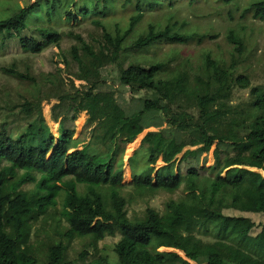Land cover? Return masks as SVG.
<instances>
[{"label":"trees","instance_id":"16d2710c","mask_svg":"<svg viewBox=\"0 0 264 264\" xmlns=\"http://www.w3.org/2000/svg\"><path fill=\"white\" fill-rule=\"evenodd\" d=\"M234 1L139 0L126 28L115 25L114 31L103 19L114 12L115 0H37L0 19V45L18 38L21 49L32 54L52 44L61 47L63 34L54 24L91 21L102 32L95 44L70 30L74 42L61 54L71 89L58 77L44 96L41 91L32 93L36 101L23 104L30 117L26 127L11 133L7 122L1 125L0 264L84 263L87 249L76 258L70 256L74 239L85 238L86 247L97 249L101 240L117 235L115 256L100 253L87 264H264V227L256 232L259 223L250 216H264V175L250 168L259 164L264 171V84L252 86L249 74L239 71L240 64L253 54L246 30L229 27L226 37L233 47L228 57L207 50L198 62H188L189 69L170 78L162 76L167 73L163 61L147 65L136 58L125 65L130 48L163 42L202 43L219 36L207 31L185 32L189 21L169 15L166 21L150 22L131 37L145 13L173 8L178 2L194 8L199 4L201 11L206 7L215 10L216 5L220 13V2L229 5ZM247 13L264 20V0L250 3L244 9ZM30 25L37 34L23 35ZM111 64L119 71L121 88L116 90L102 86L106 84L103 69ZM3 70L19 80H35L15 64ZM75 79L87 88L85 97L78 94L81 88ZM236 88H251L249 97L233 103ZM128 90L146 91L130 111L116 96L117 91ZM51 97L59 100L55 108L73 110L60 121L58 136L39 102ZM82 112L88 115L89 141L112 145L106 155L91 152L89 141H81L83 147L78 148L81 142L74 141V129L64 125L66 120H77ZM54 118L58 120L59 115ZM203 118H207L204 126L190 124ZM152 126L161 128L147 132L142 140L147 144L149 166L134 175L132 184L139 193L165 191L172 196L163 210L149 206L141 215L131 217L127 209L130 200L124 193V166L115 162L122 145L134 142ZM214 144L215 163L208 168L212 173L201 174L193 165L182 172V164L198 160ZM159 159L163 164L157 168ZM31 181L34 185L26 188ZM79 184L85 189H79ZM58 195L66 226L59 231L61 238H49L42 250L35 244L33 228L53 214Z\"/></svg>","mask_w":264,"mask_h":264},{"label":"rangeland","instance_id":"374dc122","mask_svg":"<svg viewBox=\"0 0 264 264\" xmlns=\"http://www.w3.org/2000/svg\"><path fill=\"white\" fill-rule=\"evenodd\" d=\"M37 0H0V19H6L11 17L15 13L19 12L21 8H27ZM94 2V0H76ZM91 1V2H90ZM139 0H115L114 12L108 17L103 19L105 25H108L111 31L115 30V25L121 28H126L130 21V17L137 12L136 6ZM254 0H237L229 5H223V2L218 4L220 13L212 8L206 7L202 11L200 5L190 6L187 3L178 2L173 8L165 7L156 12L153 11L145 13L142 21L137 25L132 36H137L140 32L144 31L150 22L166 21V17L173 15V19H187V24L183 31L194 33V32H212L218 33L219 36L216 39H206L202 43H197L196 40L190 41L187 44L181 43H170L163 42L152 45L150 47L142 49L130 48L126 53L128 57L125 59V65L129 64L130 61L136 58L141 59L147 65L154 60L163 61L167 64V73L163 74L164 78H170L175 74L182 72L185 69H189L188 62L196 63L200 60L202 54L207 50H211L213 54H223L228 57L229 51L233 47V44L228 41L227 33L229 27H236L238 30H246L245 34H248L249 45L253 54L250 58L239 66L240 72L248 73L251 78L252 86L264 84V20L255 19L250 13L244 14V9L247 8L250 3ZM200 14L195 16L192 12ZM231 13V15H229ZM82 20L81 17H79ZM32 21V20H30ZM82 23H76L70 21L69 23L61 24L58 27L59 31L63 34L61 41V47H57L52 44L48 46L41 53L32 54L24 52L19 44L18 38L7 40L3 45H0V128L3 122H7V128L11 133H18L30 122V117L26 116L23 110V104L27 101H36L33 99L32 93L41 91V95L44 96L46 91L53 85V81L57 83L58 77L64 78L67 89H71V83L68 79V72L65 69V64L62 60L61 52L68 50L70 44L74 42V39L69 34L70 30H74L77 33H81L83 37L92 41L93 43L98 39H101V29L94 25L91 21H81ZM242 25H246V29L241 28ZM37 30L33 27H28L24 30L23 35H36ZM125 53V54H126ZM249 53V52H248ZM124 55V53L122 54ZM120 55V57L122 56ZM175 58V59H172ZM181 63L183 65H181ZM15 64L16 68L23 73H30L35 78L34 81L23 78L19 80L12 76L10 73L3 70L4 67L10 68ZM244 65L248 67L245 69ZM61 69V70H59ZM102 78L106 80V84H103V88L109 90H116L121 88L119 71L115 64L104 67L102 72ZM82 81L75 79L76 86L81 88L78 93L82 97L88 94L87 88L81 87ZM163 90L167 92L166 87ZM250 89L236 88L233 95V103L240 102L249 97ZM146 94V91L142 90L138 93H133L131 90L121 93L117 91L116 96L118 97L120 104L124 109L130 111L138 104L137 99L141 98ZM43 115L49 124L51 130L55 136L59 135L60 123L63 121L65 114L72 115L73 110H64L61 107H54L58 102L57 97H51L48 99L39 100ZM19 104V105H18ZM58 114L59 119L56 120L54 115ZM87 113L82 112L79 114L77 120H66L64 125L70 129H74L73 135L74 141H89L91 139V132L87 124ZM61 121V122H60ZM207 118H203L199 123L196 120H191L190 124L204 126L206 125ZM162 127H165L162 126ZM161 127H149L139 134L136 140L132 143L122 145L120 148L116 166H124V177L123 182L126 184L124 193L128 196L130 202L127 205L129 216H139L149 206L164 209L165 202L172 196V194L159 191L155 194H144L134 190L135 186L132 184L134 175L141 172L143 169L149 166L147 161V144L142 143L145 134L149 131H156ZM256 142L258 138H255ZM89 150L95 152L98 155L104 156L111 144H99L95 139L89 141ZM83 147L81 142L78 148ZM188 148V147H187ZM195 148V147H193ZM216 145L214 144L208 153H202L198 160L191 159L189 163L182 164V172L186 173L188 167L193 165L199 169L200 173H212L208 171L215 163V151ZM124 149V152L122 150ZM118 162V163H117ZM162 161L159 159L156 167L162 165ZM187 164V165H186ZM251 169L260 171L264 175V171L260 168L259 164H255ZM176 169V167H175ZM177 170V169H176ZM37 179L40 176L36 175ZM33 182H28L25 187L31 188ZM78 188L81 190L85 189L83 184H79ZM62 198L60 195L57 196L56 210L48 218L40 219L33 228V238L38 248L43 250L44 244L49 238L60 239L61 236L59 231H63L66 226V222L60 213L62 210ZM224 212H230L224 210ZM248 215V213H246ZM259 225L256 228V232L260 231L264 227V216L260 214H250ZM120 235L109 236L99 242L98 248L86 247L87 239L76 238L74 239L70 248V256L76 258L85 249L88 250L85 262L79 264H87L98 254H110L112 257L115 256L114 244L119 240ZM167 248H161L160 250H166ZM171 250V249H168ZM115 259V258H113Z\"/></svg>","mask_w":264,"mask_h":264},{"label":"clouds","instance_id":"9594fccd","mask_svg":"<svg viewBox=\"0 0 264 264\" xmlns=\"http://www.w3.org/2000/svg\"><path fill=\"white\" fill-rule=\"evenodd\" d=\"M247 89H251V88H247ZM249 93H250V91H249ZM195 148H196V146H194ZM187 148V147H186ZM188 148H192V149H194L192 146H188ZM160 167V166H159ZM158 168V167H157ZM181 253V252H180Z\"/></svg>","mask_w":264,"mask_h":264}]
</instances>
